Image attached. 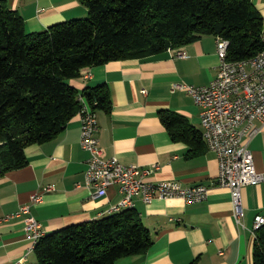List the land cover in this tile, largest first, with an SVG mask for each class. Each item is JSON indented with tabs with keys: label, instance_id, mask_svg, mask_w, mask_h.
<instances>
[{
	"label": "crops",
	"instance_id": "obj_1",
	"mask_svg": "<svg viewBox=\"0 0 264 264\" xmlns=\"http://www.w3.org/2000/svg\"><path fill=\"white\" fill-rule=\"evenodd\" d=\"M0 1L24 19L29 33H42L89 15L80 0ZM252 1L264 18V0ZM182 49L187 59L168 52L110 62L83 69L70 84L80 92L109 86L113 110L110 114L98 111L99 136L107 158L117 157L126 166L143 169L157 166L146 178L148 182L212 186L220 174L217 154L206 148L202 155L191 157L192 148L173 141L160 112L186 117L203 134L201 108L187 90L175 86L205 87L218 77L217 37L205 36ZM81 131L78 114L54 141L26 148L29 165L0 179V219L18 213L35 193L44 196L41 204L33 205L32 213L47 235L111 215L110 209L124 198L119 186L100 199L79 187L85 183L89 159L81 147ZM249 147L257 171L264 173V126ZM49 187L55 190L47 191ZM134 203L155 244L146 254L116 264H253V230L256 217L264 216V182L243 189V226L234 215L227 188L212 186L208 200L201 203L157 199L146 204L140 197ZM25 227L24 217L0 224V264H36L33 240Z\"/></svg>",
	"mask_w": 264,
	"mask_h": 264
},
{
	"label": "trees",
	"instance_id": "obj_2",
	"mask_svg": "<svg viewBox=\"0 0 264 264\" xmlns=\"http://www.w3.org/2000/svg\"><path fill=\"white\" fill-rule=\"evenodd\" d=\"M89 10L75 19L29 33L24 19L0 1V179L29 165L27 147L57 139L84 108L113 110L102 84L80 92L70 81L83 69L148 59L189 46L205 36L230 41L228 59L264 51V18L252 0H80ZM174 142L208 148L203 134L179 114L161 111ZM155 244L139 213L126 209L43 237L36 264H116L146 254ZM253 264H264V226L257 231Z\"/></svg>",
	"mask_w": 264,
	"mask_h": 264
},
{
	"label": "built area",
	"instance_id": "obj_3",
	"mask_svg": "<svg viewBox=\"0 0 264 264\" xmlns=\"http://www.w3.org/2000/svg\"><path fill=\"white\" fill-rule=\"evenodd\" d=\"M230 45V41L217 37L219 74L209 86L175 87L187 90L201 108L203 138L220 161V174L212 186L230 189L234 215L243 226V189L264 182V173L257 171L249 147L264 126V51L254 58L233 62L228 59ZM168 52L175 58H188L182 48ZM83 103L81 147L89 159L85 183L79 187L89 190L93 199H100L108 195L110 188L119 186L124 198L110 209L111 215L135 208L137 197L146 204L157 199H182L187 203L208 200L212 186L184 187L178 181L148 182L146 178L158 170L157 166L143 169L126 166L117 157L107 158L99 136L98 112L85 99ZM52 190L55 189H47ZM43 196L33 194L30 203L23 205L18 213L0 219L3 224L24 217L25 231L33 240V251L46 236L32 213L33 205L41 204ZM263 226L264 216L258 215L253 232L256 234Z\"/></svg>",
	"mask_w": 264,
	"mask_h": 264
}]
</instances>
